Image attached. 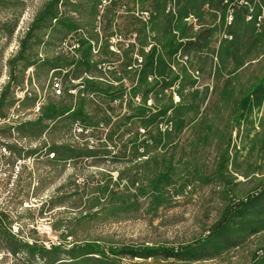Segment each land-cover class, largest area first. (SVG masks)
<instances>
[{"label":"rangeland","instance_id":"rangeland-1","mask_svg":"<svg viewBox=\"0 0 264 264\" xmlns=\"http://www.w3.org/2000/svg\"><path fill=\"white\" fill-rule=\"evenodd\" d=\"M52 1L0 0V117L18 159L0 187V264L47 261L12 252L15 241L60 246L72 264L262 261L264 25L242 6L228 24L222 0H60L64 20L48 23ZM173 38L175 54L165 45ZM146 54L167 68L140 85ZM92 77L99 90L86 85ZM171 102L176 123L171 109L149 127L133 117ZM50 104L83 107L89 120H52ZM224 234H242L240 244ZM89 242L98 254L84 255ZM186 247L207 255L148 256Z\"/></svg>","mask_w":264,"mask_h":264},{"label":"trees","instance_id":"trees-1","mask_svg":"<svg viewBox=\"0 0 264 264\" xmlns=\"http://www.w3.org/2000/svg\"><path fill=\"white\" fill-rule=\"evenodd\" d=\"M60 0H53L51 3H49L48 8L46 10V14L49 15V20L47 21L48 23L51 22L53 19H56V21H63V19H60L59 15H58V4H59ZM47 23V24H48ZM72 26V25H71ZM70 29H75V27H70ZM166 41V40H165ZM168 44L170 47L169 49H167V51H169L170 53L175 54L174 52H177L178 49L176 50V48L174 47L177 43L175 42V39L173 38L171 41L170 39L165 43V45ZM194 44V42L189 41V43H184L182 46L184 45H191ZM164 45V47H165ZM88 48L90 49L89 46L86 47V49L84 50V55H85V64L88 65V67L91 66V62L90 59L87 57V50ZM176 50V51H174ZM166 51V52H167ZM83 55V56H84ZM164 56V55H163ZM145 67L144 69L141 70V75H140V85H147L148 84V76L149 70H158V74L162 75L166 72V68H167V63H166V59L162 58V56L159 55V59L157 58L156 60L154 59V55H145ZM152 73V72H151ZM99 81H103V80H99L97 79V77H92L90 79L86 80V85H89L90 87H97L98 84L96 82ZM167 82L164 81V83L161 82H156L155 85L157 84H166ZM169 84V83H168ZM166 86V85H164ZM97 89L99 90V88L97 87ZM104 93L109 94L110 93L107 91V89H102ZM137 88H135V92H136ZM144 94V93H143ZM148 93H146L145 97H147ZM175 110L176 112V117L174 119H171L172 123H176L177 120H179L180 116H179V111L177 106L174 105L173 102H171L168 106H165L163 108H159L157 109L153 114L151 113L150 116H146L145 115V110L146 108L144 106H138V108H136V113L133 115V117L135 116H139L142 124L145 127H149L151 125H155L158 124L159 122H161L162 119H167L169 118L168 115V110ZM152 110H150L151 112ZM46 116L52 120H58L61 119L63 117L66 116H72L75 119L79 118V119H83V120H89L86 117V113L84 112V108L83 107H70V106H66L63 105L61 107H56L54 104H50L49 107L46 108V112L43 114V116ZM170 119V118H169ZM151 138H154L155 141L160 142L163 139V132L159 131L157 133L156 136L151 135ZM143 145H145V143H143ZM223 225V224H222ZM222 225L218 228V230L224 229L225 227H222ZM224 225H226V223H224ZM253 228V229H251ZM250 231L251 234H254L256 232H258V229L260 230L261 227H251ZM253 230V231H252ZM248 233V232H247ZM224 238V241L226 244H228L231 247L237 246L240 244L241 242V238H242V234H238L235 236H230L228 234H224L222 235ZM11 240L13 241L14 239L11 238ZM86 245H84L81 248H84V251H87L84 253V255H88V254H98L99 249H100V244H97L96 242H89V243H85ZM19 249H25L27 253L35 256L36 254L40 255L41 257L46 258V262L45 264H72L71 262L73 261H62L64 258H61V252H65V250L57 245L52 246L50 249H46L45 247H39L38 245L34 244V243H28V242H24L23 244L20 243L18 241V243H16L15 241V245L11 248L12 252L16 253ZM63 249V250H62ZM98 250V251H96ZM89 251V252H88ZM73 252V251H71ZM115 252V251H113ZM112 252V253H113ZM123 254L132 256V257H143L144 254L141 252H138L137 250L134 249H127V250H122L120 251ZM157 253H163L165 254L167 257H176L182 260H198V259H202L204 258L207 253L206 251H197L195 249H190L189 247L186 249L183 248L182 250H177V251H173V250H161V249H155L152 253L149 252L151 256L152 254H157ZM67 254V253H66ZM70 254V253H68ZM73 258V257H72ZM110 264H117L115 262H110ZM253 264H264V259L262 261H256Z\"/></svg>","mask_w":264,"mask_h":264},{"label":"built area","instance_id":"built-area-1","mask_svg":"<svg viewBox=\"0 0 264 264\" xmlns=\"http://www.w3.org/2000/svg\"><path fill=\"white\" fill-rule=\"evenodd\" d=\"M222 5L228 8L229 23L233 20V12L235 11L234 6H242V8L247 7V9H245L247 21L255 20V25L258 28L264 25V3L261 2V0H251V2L247 0H222ZM256 12L257 14L255 15ZM56 79L59 80V78ZM60 87V81H56L54 83V88L60 91ZM5 122L6 120L0 117V187L11 180L15 175L13 173L18 171V159L12 163L13 153L10 149V139L4 134ZM15 142L18 143V140L16 139Z\"/></svg>","mask_w":264,"mask_h":264},{"label":"crops","instance_id":"crops-1","mask_svg":"<svg viewBox=\"0 0 264 264\" xmlns=\"http://www.w3.org/2000/svg\"><path fill=\"white\" fill-rule=\"evenodd\" d=\"M219 1H221V0H218V1L216 0L215 2H219ZM215 4H217V3H215Z\"/></svg>","mask_w":264,"mask_h":264}]
</instances>
